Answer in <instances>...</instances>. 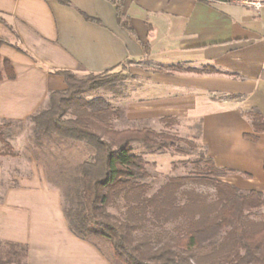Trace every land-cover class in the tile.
Returning a JSON list of instances; mask_svg holds the SVG:
<instances>
[{
  "label": "crops",
  "instance_id": "1",
  "mask_svg": "<svg viewBox=\"0 0 264 264\" xmlns=\"http://www.w3.org/2000/svg\"><path fill=\"white\" fill-rule=\"evenodd\" d=\"M0 0L10 45L0 55L15 78L0 80V123L30 118L54 90L67 87L51 70L118 71L127 59L131 92L122 97L130 122L174 117L198 126L207 156L230 169L223 179L264 192V132L258 141L247 114L264 116V8L231 0H121L134 32L119 25L110 0ZM98 21L86 20L80 13ZM142 43L150 44L146 58ZM0 239L26 244L29 264H80L82 239L69 229L60 191L42 170L2 186ZM96 253V252H94Z\"/></svg>",
  "mask_w": 264,
  "mask_h": 264
},
{
  "label": "trees",
  "instance_id": "2",
  "mask_svg": "<svg viewBox=\"0 0 264 264\" xmlns=\"http://www.w3.org/2000/svg\"><path fill=\"white\" fill-rule=\"evenodd\" d=\"M59 1L72 5L68 0ZM110 1L117 7L119 25L133 33L129 18L122 12L121 0ZM80 13L86 20L98 21ZM2 45L26 53L19 44L0 34ZM142 46L147 58L150 44ZM133 61H124L119 71L83 77L68 69L51 70L64 77L67 87L51 91L45 105L29 118L34 125L29 148L48 169H55L50 159L53 141L57 147L70 140L94 148L87 159L73 167L64 168L58 162L57 184L70 231L86 241L93 237L108 240L114 256L123 264H264V217L252 218L264 207L263 191L241 189L225 181L223 177L232 170L217 166L204 152L195 161L193 173L172 176L150 193L151 186L144 181L149 177L148 162L134 151L133 143H141L153 152L170 148L185 152L178 142L191 147L194 142L150 127L114 128L113 121L123 117V109L101 96L85 97L89 92L110 88L117 80L131 77L129 66ZM15 75L11 61L0 55V80L13 79ZM247 114L253 131L244 137L256 142L264 132V116L258 108ZM161 121L172 125L177 119L164 117ZM15 122L0 123V140L6 145L5 151H0L2 155H14L5 131ZM37 150L49 151L43 159ZM57 157L53 159L59 160ZM191 181L213 187L214 196L184 189ZM121 200L124 209L119 216L110 207ZM169 225L172 227L168 228ZM28 255L26 244L0 239V264H29Z\"/></svg>",
  "mask_w": 264,
  "mask_h": 264
},
{
  "label": "rangeland",
  "instance_id": "3",
  "mask_svg": "<svg viewBox=\"0 0 264 264\" xmlns=\"http://www.w3.org/2000/svg\"><path fill=\"white\" fill-rule=\"evenodd\" d=\"M3 21H0V28L2 32L4 29L9 28V24L6 18L0 15ZM11 43L16 44L11 39L5 37ZM11 46V45H10ZM119 71V70H118ZM86 74H79V77H83ZM129 78H123L117 80L114 85L110 88H100L89 92L85 95L86 98L91 99L94 97H104L109 100L115 107L122 108V97L125 94L131 92L132 84L129 83ZM123 109V108H122ZM124 112V111H123ZM2 121L1 123H3ZM114 128L121 129L126 127H150L157 132L165 131L175 135L176 137L186 139L187 141H193L195 146L191 147L187 143L178 142L180 146L185 149V152H178L173 148L165 150H157L155 152L150 151L147 147L141 143H133L134 151L138 154H142L144 159L148 162L147 169L149 172V177L144 181L149 183L151 186L150 193L156 191L160 186L166 183L170 177L178 175H189L193 173L195 168V161H197L202 153L205 152L204 146L202 145L200 139V129L198 126H187L184 121H177L172 125H166L161 120L155 122H130L126 120L125 112L121 119L113 121ZM34 125L30 119L17 121L15 122L8 130L5 131L6 140L12 145L14 155H2L0 154V164L3 168V179L2 186L7 188L8 186L14 185L16 177L28 176L31 173L36 172L37 170H42L45 173L48 183L57 188L58 179L60 178L58 171V162H62L64 168L73 167L72 165L77 164L78 162L87 159L94 148L87 143L73 142L66 140L62 145H55L52 143V156L51 163L53 168H47L44 162H39L35 158L32 148V136H33ZM45 143H48V140H43ZM72 142V143H70ZM6 145L3 141L0 140V151H5ZM62 150V152H61ZM37 153L42 155L41 158L45 159L44 153L47 151L37 150ZM49 152V153H51ZM36 153V151H35ZM58 156L54 160L53 157ZM184 189H195L199 192L205 193L210 197H213L215 194V189L211 186L197 183V182H188ZM61 204L64 203V199L61 196ZM124 209L123 201H118L114 206L110 207V211L121 216V212ZM264 217V207L258 210L252 218L260 219ZM171 228L172 226H167ZM96 252V253H94ZM80 264H123L120 262L113 253V248L111 243L99 237H93L90 241L82 239L81 245V262Z\"/></svg>",
  "mask_w": 264,
  "mask_h": 264
},
{
  "label": "built area",
  "instance_id": "4",
  "mask_svg": "<svg viewBox=\"0 0 264 264\" xmlns=\"http://www.w3.org/2000/svg\"><path fill=\"white\" fill-rule=\"evenodd\" d=\"M231 1L257 11L264 8V0H231Z\"/></svg>",
  "mask_w": 264,
  "mask_h": 264
}]
</instances>
